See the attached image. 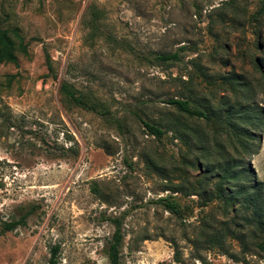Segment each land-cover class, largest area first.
Here are the masks:
<instances>
[{"label": "rangeland", "instance_id": "1", "mask_svg": "<svg viewBox=\"0 0 264 264\" xmlns=\"http://www.w3.org/2000/svg\"><path fill=\"white\" fill-rule=\"evenodd\" d=\"M263 3L0 0V27L13 37L17 29L26 44L22 51L14 38L17 63L0 62V228L31 211L0 235V264H48L52 247L56 264H109L115 217L120 264H264L262 235L235 231L218 201L202 209L184 193L203 163L249 162L251 178L264 180V115L255 120L252 110L264 112V81L253 66L255 56L264 59ZM175 51L178 61L156 59ZM229 71L244 74L252 91L219 88ZM62 83L105 113L67 102ZM189 96L213 112L220 97L241 102L261 140L244 151L229 136L245 125L239 119L206 121L166 102ZM143 121L160 125L163 137ZM167 195L192 209L175 216L156 203Z\"/></svg>", "mask_w": 264, "mask_h": 264}, {"label": "trees", "instance_id": "2", "mask_svg": "<svg viewBox=\"0 0 264 264\" xmlns=\"http://www.w3.org/2000/svg\"><path fill=\"white\" fill-rule=\"evenodd\" d=\"M264 11V3L260 10V13ZM257 19V18H256ZM14 37L10 34L8 29L0 27V62H13L17 63L16 55V38L18 40L17 46L22 50L26 51V44L23 42V37L19 34L17 29L13 30ZM262 45V44H261ZM157 60L166 62L169 60L178 61L179 54L178 51L159 54L156 56ZM253 66L260 72L261 79L264 81V59L260 56H255L253 59ZM46 62L48 68L51 70V61L48 55H46ZM219 83L217 84L219 88L226 87L229 91L237 93V91L251 92V84L247 80L246 76L241 72L229 71L225 75L218 77ZM217 79V80H218ZM60 93L64 99L74 105L80 106L89 111L104 114L105 111L102 110L96 103L91 101L87 96L74 90L66 83L60 85ZM224 97V96H223ZM220 97L218 104H216L217 112H213L210 107H199L194 105L191 101L192 98L189 96L187 98H171L166 102L173 105L179 112L184 113L191 117H196L199 119H204L206 121L211 120V117L219 119V115L224 113L223 118H237L240 123L245 124L240 127L233 126L229 136L231 140H235L240 147L246 151L249 149L250 145H254L255 140H261V135L256 132V124L250 122V116H244V105L235 101L233 104L225 102L227 100H221ZM211 105V104H210ZM253 111H257L254 114V119L260 121L262 119V114L264 112L261 107L252 108ZM143 124L149 131L151 135L160 139L165 134V130L158 124L151 123L149 121H143ZM227 125H231L230 123ZM260 149L254 151L253 154L257 153ZM203 174L200 178H197L196 184L192 186V190L184 191L186 196L195 195L197 196V206L199 208H205L215 201H218L219 211L223 217H229L232 224L235 227V231L239 233L248 232L247 229H254L264 238V180H258L253 177L254 170L251 164L243 162H232L231 164H223L222 166H212L211 164H202L200 166ZM215 177L216 180L212 181ZM212 187L210 188V186ZM173 191H182V189H176ZM158 204H160L165 210L174 214L177 217H183L187 209H192L189 206L183 207L180 202L171 195L160 197L157 199ZM31 211L25 212L18 219L2 222L0 228V235L6 231H11L19 225H24L27 216ZM210 217V221H214V214L202 216L201 230L198 236L202 237L201 234L208 233L209 227L212 224L207 218ZM114 226V231L105 249L106 257L109 264H120V248L123 243V231L122 222L120 217H115L110 219ZM232 235L237 236L236 232H232ZM240 242H243L242 238H239ZM211 248H216L220 246V242L211 239ZM195 246V242H193ZM261 245H264V239L261 241ZM51 255L48 260V264L57 263V247H52L50 251ZM199 259V258H198ZM176 261L180 262V258L176 256Z\"/></svg>", "mask_w": 264, "mask_h": 264}]
</instances>
